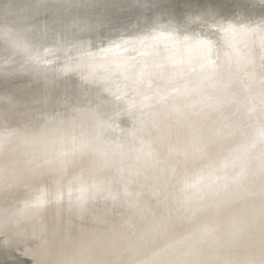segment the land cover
Here are the masks:
<instances>
[{
	"label": "rangeland",
	"instance_id": "1",
	"mask_svg": "<svg viewBox=\"0 0 264 264\" xmlns=\"http://www.w3.org/2000/svg\"><path fill=\"white\" fill-rule=\"evenodd\" d=\"M18 1L0 0L4 4L0 9V20L4 17L6 4ZM49 1L48 5L38 8L31 6L32 3L26 5L10 20L11 33L15 36L22 25H33L41 20L42 26L47 24L51 30L52 38L46 42H62L72 36L67 47L76 52H69L70 56L64 53L58 58L57 51H53L49 63L41 62L43 67L35 64L34 68H29L30 71H38L30 79L26 75L28 70L24 71L25 75L18 71L19 74L15 72L4 82L0 81V92H3L5 100L0 97V131L3 130L0 132V155L6 150L11 159L15 153L12 143L26 133L40 143H45L49 136L54 139L46 157L50 160L47 164L51 165L53 161L59 164L67 159L72 163L64 169L61 165L62 175L49 173V178H39L29 187L21 189L19 185L22 183L16 182L5 196L17 199L16 208L6 207L5 197L0 199V205L4 207L0 209V264H264V32L253 30V26L245 28L240 22L236 25L237 34L228 40V45L220 42L224 29L205 34L217 42L218 47L209 55L208 71L202 67L207 76L200 84V72L190 76L187 72L188 63H196L197 59L185 56L196 46L197 40H191L186 48L184 45L182 51L177 49L178 42H183L179 37L185 33L184 25L192 13L176 10V0L169 6L166 4L167 8H164L165 3L162 4L164 10L160 12L164 16L156 21L154 15L159 10L154 9L161 6L158 3L155 7L152 3L155 0H144L143 7L136 5L140 0H132V3L128 0L119 10L113 11L118 13L114 17L107 0ZM97 4L104 5L101 10L103 16L85 11ZM77 5L80 6L77 8ZM28 10L34 12L28 14ZM174 18L177 22L172 23ZM170 24L173 26L171 30L168 29ZM42 26H37L34 34L39 33ZM195 28L194 31L198 32L203 27ZM160 29L162 33L158 31ZM207 41L203 42L207 44L205 46L210 44ZM38 45L29 49L34 51ZM20 48L18 46L12 51L14 65L22 62L16 59L20 51H25ZM120 51L125 55L121 59L124 66L128 64L127 68L112 74L113 81L104 76L107 80L103 77L104 82L100 84H106L108 94L109 91L117 93L116 96L107 94L110 100L117 99L111 101L114 105L107 114L112 118L110 121L115 118V123L124 125L125 138L133 141L130 144L118 141L110 146L112 137L109 131L101 125L95 129L94 120L102 118L99 116L100 106L105 102L95 93L98 83L94 87L89 80L95 70H111L107 67L112 62L109 59ZM103 53L107 54L105 59ZM177 54L179 56L176 57ZM72 60H76L74 63L82 67L84 70L81 71L86 76L89 74L90 79L83 78L82 74L76 77L74 72L60 77V82H52L50 69L57 64L66 69ZM171 63L182 64L184 71L173 74L167 71L163 76L158 73L160 67L168 70ZM143 70H146L145 74ZM183 75L186 76L185 82ZM213 78L215 81L222 78V81L218 80L219 86L217 82L212 85ZM168 79L170 86H166ZM164 80L166 84L160 85ZM221 82L224 85L221 86ZM112 83H116L114 87ZM200 87L202 93L197 91ZM195 95H200L198 100ZM117 96L129 98H125L124 104V98ZM209 97L211 101L208 103ZM231 97L234 100H230ZM88 98L87 101L82 100ZM187 98H190L189 103ZM228 100L232 103L228 104ZM200 101L202 107L206 103L204 108L207 112L199 107ZM119 104H124L125 109L129 106V111H126L131 115L137 111L136 115L128 118L127 114L124 115L125 110H118ZM55 113H59L61 118L53 123L49 119ZM73 116L75 125L71 124ZM90 120L93 121L91 125ZM129 122L130 128L127 126ZM234 131L240 132L238 136ZM217 135L221 139L214 147L212 141ZM156 142H160V150L156 148L152 154L143 153L145 147L156 145ZM233 143L237 146L248 144L240 155H248V161L252 158L261 161L247 177L250 179L246 191L238 190L239 187L229 190L239 185L242 176L236 175L229 184L227 179L224 180L229 175L227 167L221 168L222 160L212 163V156L205 152L213 146L218 154L224 155ZM129 147L134 149L133 153H128ZM28 150H23L24 154ZM114 154L119 155L118 159H112ZM126 154L129 157L125 162ZM110 160L111 169L108 170L106 166ZM88 161L91 178L96 169L98 174L95 178L97 184L92 185L87 193L95 195L109 185L110 193L100 201L91 199L88 205H82L76 203L73 196L74 191L86 181L85 172L77 169ZM50 165L49 168L53 167ZM147 173L154 174L150 175V181L146 180L149 178ZM212 182L215 187L204 193V185L210 183V186ZM37 184L38 188H35ZM228 192L230 194L226 195ZM118 193L121 196L119 201ZM219 193H225V199ZM21 197H29L30 204L19 205ZM33 197L45 198V207H35L40 204L31 202ZM113 197L116 204L111 203ZM218 197L222 200L219 201ZM132 202L135 205L131 206ZM247 205L251 207L245 209ZM218 206L227 208V215L219 223H214L213 219L220 218L217 216ZM31 215H34V220H29ZM185 229L188 230L186 233ZM195 244L199 245L195 253L186 254L182 260L181 256ZM55 249L58 250L53 251ZM93 249H101L100 256L94 257Z\"/></svg>",
	"mask_w": 264,
	"mask_h": 264
},
{
	"label": "bare ground",
	"instance_id": "2",
	"mask_svg": "<svg viewBox=\"0 0 264 264\" xmlns=\"http://www.w3.org/2000/svg\"><path fill=\"white\" fill-rule=\"evenodd\" d=\"M29 1L30 0H28V1L27 0H22V1L19 0L16 4H13V3H10L9 4V3H7L6 6H5L6 7L5 10H3V11H5L4 17H3V19L0 20V81H2V82H4L6 78L11 77L12 75H14L15 72L17 74H19L18 71L19 72L23 71V73L25 75L26 73L24 71H28L29 70L28 72L32 74L31 76H29L30 75L29 73L26 74V75H28L29 79H30V77L35 76L34 74H36L38 71L37 72L36 71L34 72L33 71L34 69L30 71L31 67L34 66L35 64H37V66H38V64H41V62L46 63V61H47V63H49V61L51 59V56H53V54H52L53 51H57L55 53L57 57L59 55H60L59 57H61V56L63 57L64 53H66V54L68 53L69 54V52L75 51V50H73L72 47H70V48L67 47V43L70 42L71 39L73 38L72 36L67 37L66 40L65 41H62V42L61 41H55V40L54 41H50V42H46L44 40L41 43H39L38 47L34 51L33 50H30V49L28 51H26V52L25 51H20V53L17 54V58L16 59L17 60H21L22 62L19 63V64H17V65H14L13 64L15 62V58L13 56L12 51L14 50V48H17L18 46L21 47L22 36L23 35H28L26 32H27V30L30 27L33 29V34H34L35 28H37V26H39V25L42 26V21L40 20V23L38 22V23L33 24V25H31V24L22 25L21 28H20V31L17 32L15 36H13V33H11L10 20L13 19L17 14H20L22 12V9L25 8L26 5H28L29 3H32V2H29ZM107 1L108 2L110 1V8H111L109 10L110 12L119 10L122 7L123 4H125L126 2H128V0H113V1L112 0H107ZM143 1L144 0H140V1L136 2V5H139V6L141 5V7H143L142 6ZM173 1L174 0H155L154 2H152V3H154V6L155 7H156V5H158V3L161 4V5L159 4V6H161V8L158 7V6L156 7V9H154L155 7L153 8L154 11H158L159 10L158 11V14L157 15H154L156 17L154 19L155 21H156V19L157 20H160L164 16L160 12L161 10H164L163 7H162V4L165 3L164 4L165 6L164 5L163 6H164V8L165 7L167 8L171 3H173ZM176 1H177L176 10H178V11H183V10L184 11H187V10H189V12L192 13L191 14V16H192L191 19H188L187 22L184 25L185 33L181 37H179L180 38L179 41L180 40H183V42H178L179 43L178 44L179 47L177 49L180 50V51H182L183 50L182 48H183L184 45H185V48H186V46H188V43H190L191 40H194V41L197 40L196 46H194L193 49H190L189 51H187V53L185 54V56L188 59H193V58H196L197 59V62L196 63H193V62H191V63L189 62L188 63L189 70H187V72L189 73V76L191 74H195V73L200 72L201 74L198 77L199 79H201L200 84H203L205 82L203 80V78L207 76L206 75L207 73H203V70L204 69L202 70V67L203 68L205 67V70H207L206 63H207V60L209 59V55L211 54V52L213 51V49L215 47H218L217 46L218 43L217 42H214L211 39H209V37L207 35H205V34H208L209 35L213 31H217L218 29H221V30L224 29L225 34L224 33L222 34V37H221L222 39L220 40V42L223 43V45H225V44L228 45V40L234 38V35L237 34L238 28L236 27V25L237 24H240V22L242 23V26H244L245 28L246 27L247 28H251L253 26L254 27L253 30H255V31L256 30H259V32H264V0H176ZM49 2H50L49 0H45L44 2H35V3H32L31 6H34L36 8H38L40 6L43 7L45 5H48ZM129 3H132V0H129ZM166 4L167 5L169 4V5L167 6ZM2 6H4V4H1L0 3V9H1ZM78 6H80V5H77V8H78ZM103 6L104 5H98V4L97 5H94V6L91 5L86 10L85 9L84 10L87 13H89V14H91L93 12L94 15L101 16L102 15V11L101 10L104 8ZM70 9H76V8L71 7ZM33 12H34V10L33 11L32 10H28L27 11L28 14L33 13ZM113 13L115 14V15H112L113 17L116 16V14H118V13H115V12H113ZM175 22H177V18H174L172 20V23H175ZM30 23H32V20L30 21ZM153 24H154V22L152 21L151 22V25H153ZM171 24H170V26H168V29L169 30L173 29V26H171ZM199 25H201L203 27L202 30L201 31H198V32L197 31H194V30H196L195 26H199ZM158 31L160 33H162V29H160ZM173 38H174V36H173ZM206 39L209 40V41H207V43H210V44H208V46H205L207 44H204L203 43V42H205ZM56 45H57V48L58 49L56 48ZM201 46H205V47L202 48ZM21 49L24 50L22 47L20 48V50ZM77 52H78V50H77ZM166 53H167V51H166ZM105 54L106 53H103L104 59H105V57H107V54L106 55ZM36 55H38V58H36V62H33V59L32 58H34V56H36ZM71 55H72V53H71ZM113 55H115V56H112V59H109V61H112V62H110L107 65V67H109V69H111L112 71L111 70H108L107 68H102V70L101 69L100 70L98 69V72L95 70V72H97V73H95L93 71L94 73L91 75V79L89 77V74L86 76V73L85 72H82L84 70V69L83 70L81 69L82 67L80 68L79 66H77V63H74V62H76V60H72L71 61L72 64L68 65V67L66 69L62 65H59V64L56 65L57 67L53 66L52 67L53 69L52 68L50 69V79L52 80V82H60L61 79H62L60 77H62V76L65 77V76L69 75L70 73L76 72L75 73L76 74V77H79L82 74V77L83 78L87 77V79H90L89 81H90V83L92 82L94 84V87L98 83L97 84L98 87L96 85L97 90L95 91V93L98 96H100L102 98V100H103L102 102H105V103H103L102 105L100 104L101 106H100V115L99 116L102 117V118L101 119L100 118H97V121L94 120V123H96L95 129H97V127L99 125H101V128H103L104 130L106 129L107 131H109V134L112 137V138H110L111 139V141L109 143L110 146H111V144L112 145L117 144L118 141L121 142V144L122 143L123 144H130L131 141H133L132 138H129V139L125 138V135L127 133H125L126 128H124V125L123 124L121 125L120 123H117V122H116L117 123L116 124L115 121H114L115 118H113L114 120L110 121L112 118H109L110 116L107 113H109V110L114 105V104L113 105L111 104V101L112 102L113 101L115 102L117 99L110 100L111 98H109L108 95L111 92L109 91V94H108L106 84L105 85H101L100 84V83H102V81H103L104 78H105V80H107V78L104 77V76H109L110 77V76H112V74L113 75H114V73L117 74V72H119V71H120L119 73H121V71L123 69H126L127 68V65L128 64L124 66L123 65L124 64V60L121 59V58L125 57V55H124L123 52L120 51V53H113ZM166 55L167 54H165V57H166ZM225 55L230 58V56L228 54H225ZM69 56H70V54H69ZM177 56H179V54H177L176 57ZM99 62H100V60H99ZM166 63H168V62H166ZM168 64H170V61H169ZM42 65L43 64H41V66H38V67H43ZM34 67H32V68H34ZM181 70H183L182 69V64L176 63V65L172 64L170 67H168V70L166 69V67H160L158 73L159 74H162V76H163V73L166 74L167 71H169L168 74H173L174 72L175 73L182 72ZM40 71H41V69H40ZM128 71H129V69H128ZM130 71H132V70H130ZM145 71L146 70H143L144 74H145ZM20 74H22V73H20ZM117 76H115V77H117ZM183 76L184 77H183L182 80L185 82L186 76L185 75H183ZM109 79H111L113 81V79L111 77ZM221 79L222 78H220V80H219L217 78V81H215V79H214L215 82L211 80L212 83H213L212 85H214V83H216V82H217V84L220 83V82H218V80L219 81H222ZM167 81H168V84L166 86H170L169 79ZM207 81H208V79H207ZM165 82H166L165 80L163 82H160V85H163L161 83L166 84ZM227 82H228V80H227ZM221 83H223V84H221V86L224 85V82H221ZM114 84H116V83H114ZM114 84H113V87H114ZM206 84H204V85H206ZM219 85L220 84H218V86ZM140 86H141V84H140ZM24 87L25 86H23L21 88H24ZM111 87H112V85L110 86V90L112 91L113 87H112V89H111ZM183 87L185 88V85H183ZM192 87L194 88V86H192ZM205 87H206V89L208 88L207 86H205ZM205 87H203V88H205ZM191 88L189 89L190 92L192 91ZM195 88H197V84H195ZM228 88L230 90V87L229 86H228ZM201 89L202 88L200 87V89L197 90V91L200 92ZM186 90H188V89H186ZM209 91H210V89H209ZM2 93L3 92H0V97L4 100V98L2 97ZM186 93H187V91H186ZM200 93H202V92H200ZM221 93H222V90H221ZM230 93H231V91H230ZM111 94H113V96L114 95L116 96L117 93L116 94L111 93ZM197 94H199V93H197ZM183 95H185V93ZM191 95H193V94L190 93V96ZM224 95H226V94H224ZM198 96H200V95H198ZM198 96H196L197 97V100H198ZM110 97H112V96H110ZM119 97L117 96V98H119ZM201 97H202V94H201ZM89 98H91V97H89ZM89 98L88 99H82V100L83 101H87V100H89ZM120 98H124V97H120ZM125 98H129V97H126L125 96ZM125 98H124V101H123V99L121 100V101H123L124 104H125ZM130 98H132V97H130ZM210 98L211 97H209V99ZM221 98H222V96H221ZM189 99L187 98V101ZM222 99H223V101L225 100V98H222ZM193 100H192V102H193ZM230 100H234V98L232 99V97H231ZM195 101L196 100H194V102ZM202 101H203V99H202ZM209 101H211V99L208 100V101H206V102L209 103ZM212 101H214V100H212ZM118 102H120V100ZM177 102H180V101H177ZM218 102H219V100H218ZM228 102H229V100H228ZM1 103H3V101ZM188 103H189V101H188ZM219 103L222 104L221 102H219ZM231 103L229 102L228 104H231ZM235 103H236V101H235ZM124 104L117 105L118 110H122V111L125 110L126 113H124V115L127 114L128 115L127 116L128 118H130V119L133 118L132 116H135L137 111L134 114V111H133L134 108H132V106H131L130 108H132V111H133V113L131 115L130 112H127L126 111V109L129 106H127V108L125 109L126 106H124ZM198 104H199V107H202L203 106V105L200 106L202 104L201 101ZM210 104H211V102H210ZM234 104H232V106L229 105V107L230 106L231 107H234L233 106ZM222 105L226 106L225 103L222 104ZM236 105H237V103H236ZM123 106H124V108H122ZM185 106H188V104L185 105ZM205 106H207L206 103H205L204 107ZM115 107H114V109H115ZM178 107H181V106L179 105ZM183 107H184V105H183ZM204 107H202V108H204ZM186 109H187V107H186ZM199 109H201V108H199ZM204 110H205V108L203 109V111ZM199 111H200V114H201V110H199ZM199 111H197V112L199 113ZM120 112L121 111H119V113ZM206 114L208 115V113H206ZM106 115H108V118H106ZM114 116L115 115H113V117ZM60 118H61L60 114L59 113H55L54 116L49 119V121L55 123V122L59 121ZM72 120L73 121L75 120V116H73L71 118V121ZM73 121L71 122V124L76 123V120L74 122ZM90 122H91L90 123V125H91L93 121L90 120ZM73 125H75V124H73ZM130 125H131L130 122L127 123L128 128H130ZM1 131H3V130H1ZM238 131H241V130H238ZM238 131H234V134L237 135V136L240 133ZM25 134L26 133L20 135V137H18V139L16 140V142L15 143H12L15 146V153H14V155H13V157L11 159L7 155L6 150H5V152L3 154L0 155V199H4V197L6 196L7 192L12 188V186L14 187V185H16V182L17 183H19V182L22 183L21 185H19L21 187V189L23 188V186L29 187L34 181L38 180L39 178H43V177L49 178V173L52 174V175H54V174H58L59 175V173H61V175H62L63 172L61 170V165H62V168L64 169V168L67 167V165H70L72 163V161L70 159H67V160H64L62 163H59V164L57 163V161H53V164H51V165H50V163L47 164L48 162H50V160H47L46 157L50 154L51 142H53L54 139H52L49 136V137L46 138L45 141L43 140L45 143H42V142L40 143L36 139L29 138V136H27ZM134 138H135V136H134ZM220 139H221V137L217 135L216 138H215V140L212 141L214 143L213 144L214 147H216L217 144H219V140ZM12 144L6 145V148H8L9 146H11ZM155 144L156 145H153V146H151V144H150L148 147H145L143 149V153H145V154H148V153L149 154H152V153H154L153 150H156V148L160 150L161 147H162V146L160 147V142H156ZM213 146H211L208 149H206L205 152L207 153V155L212 156V163H213V161H215L217 163L221 159L222 160L221 168L227 167V169H228V175L229 176H228V178H225L224 177V180L227 179V181L230 184V183H232L233 178L236 175L239 174V175L242 176L241 180L239 181V185H236L237 187L236 186H233L229 190H234L235 188L238 189V187H239L238 190H240V189L242 190L243 189L244 191H246V186H247V183L249 182V179H250V178H247V177H250L252 175L253 171L261 164V161L260 162L257 161L256 158L249 159V161H248V155H246V154L243 155V156L240 155V152H243L244 151L243 150L244 148H248V144H243L241 146H237V144H234L233 143L230 146L231 147L230 151L227 154H224V155H221L220 153L218 154V151H216L213 148ZM38 147H41L40 148L41 150H37L36 151V148H38ZM26 149H30V150H28V152L24 154L25 151L23 152V150H26ZM130 152L131 153L134 152V149L131 148V147H129V150H128V153H130ZM184 152H185V150H184ZM37 155H40V156L37 159H35ZM118 157H119V155L114 154L112 156V159L113 160H116V159H118ZM128 157L129 156H127V154H126L124 156V161L125 160L127 161L128 160ZM31 159H33V160H31ZM34 159H35V161H34ZM227 159H230V161H226ZM30 160H31V162H30ZM111 160L109 162H107L108 165L106 166V168L108 170L111 169ZM88 163H89V161L88 162H85V163H82V165L77 169L78 172H85L86 181L83 182L81 184V186L74 191L75 195L73 196V198H76V199H74V201L76 203L82 204V205H88L89 202L91 201V199L94 200V201H96V202L97 201H100L99 199H103L106 194H109L110 193V191L107 189L110 185L107 186V187H104V189H102L100 192H98L95 195H91V194H89V192L87 193L88 189L92 185L97 184L95 178L97 177V174H98V170L96 169V172L94 174V177L91 178ZM32 164H34V166H32ZM256 164H258V165H256ZM48 165L53 166V167L49 168ZM58 166H60L59 169H52V168H55V167H58ZM218 166L220 167V163L218 164ZM103 174L104 173H102V175ZM207 174H209V173H207ZM150 175L153 176L154 174L153 173H151V174L150 173H147V177L149 176V178H147L146 180H149V181L151 180V176ZM209 184L208 185L207 184L204 185V193H207V191H211L215 187V183L212 182V184L210 186H209ZM112 187H113V185H112ZM35 188H38V184L35 186ZM57 190H60V188H58ZM173 190L175 191V189H173ZM241 193H243V192H241ZM219 194L222 195L223 199H225L226 195H229L230 193L228 192L226 195H225V193H219ZM244 194H242L241 196H243ZM116 197H118V201H119V198H121L120 193H118V196H116ZM222 197H218V198H220L219 201L222 200L221 199ZM5 199H6V202H5L6 203V205H5L6 207L9 206V208L12 207V209H13L16 206L17 203H15V202H16L17 199H15L14 197H9V198L5 197ZM41 201H42V203H41ZM114 201H116V198L115 197H113L111 203L112 204H116L117 202H114ZM19 202H20L19 205L20 204L27 205V204H30V199H29V197H21L19 199ZM31 202H35V204H40V205L43 204L44 205V203H46V199L43 198V197H40V198L38 197V199H35V197H33V199H32ZM10 204H12L14 206H11ZM132 205H135V203L132 202L131 203V206ZM44 207H45V205H44ZM249 207H251V205L250 206L247 205L245 207V209H247ZM0 209H4V207L2 205H0ZM39 209H41V208H39ZM0 211H2V210H0ZM91 212H92V210H91ZM226 212H227V208H223V206L222 207H219L218 208V214H217V216H220V218H218L216 220L213 219V222L214 223H219L222 220V218L227 215ZM34 219H35L34 215H31V218L29 220H34ZM74 219H75V217H74ZM90 226H92V225H90ZM93 227L94 226H92L91 228H93ZM188 229H189V227H188ZM187 231L188 230L185 229L184 233H186ZM142 245L144 247L145 244H142ZM198 248H199V245H196V246L193 245V246L189 247L188 249H190V251H187L183 256H181L182 257L181 259L182 260H185L183 258H185V255L186 254H188V253H193L194 254L195 253V250L198 249ZM139 249H141V248H139ZM56 250H58V249H55L53 251H56ZM143 250H144V248H143ZM101 251H102L101 249H93L92 254H94L93 255L94 257H98V256H100ZM181 263L182 262H179V264H181Z\"/></svg>",
	"mask_w": 264,
	"mask_h": 264
},
{
	"label": "snow or ice",
	"instance_id": "3",
	"mask_svg": "<svg viewBox=\"0 0 264 264\" xmlns=\"http://www.w3.org/2000/svg\"><path fill=\"white\" fill-rule=\"evenodd\" d=\"M26 33L28 35H23L22 41H21V47L25 51H28L30 47H35L37 44L41 43L44 40L52 38L51 30L49 29L47 24L42 26L39 33L33 34V29L31 27L27 30ZM32 59H33V62H36V58H32Z\"/></svg>",
	"mask_w": 264,
	"mask_h": 264
},
{
	"label": "clouds",
	"instance_id": "4",
	"mask_svg": "<svg viewBox=\"0 0 264 264\" xmlns=\"http://www.w3.org/2000/svg\"><path fill=\"white\" fill-rule=\"evenodd\" d=\"M35 207H38V208H43L44 207V205L43 204H41V205H34Z\"/></svg>",
	"mask_w": 264,
	"mask_h": 264
}]
</instances>
